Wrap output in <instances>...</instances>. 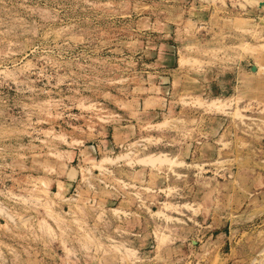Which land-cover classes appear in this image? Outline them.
<instances>
[{
	"label": "rangeland",
	"instance_id": "1",
	"mask_svg": "<svg viewBox=\"0 0 264 264\" xmlns=\"http://www.w3.org/2000/svg\"><path fill=\"white\" fill-rule=\"evenodd\" d=\"M0 264H264V0H0Z\"/></svg>",
	"mask_w": 264,
	"mask_h": 264
}]
</instances>
